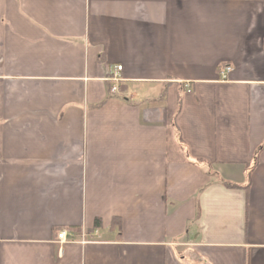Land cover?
<instances>
[{
  "label": "crops",
  "instance_id": "1",
  "mask_svg": "<svg viewBox=\"0 0 264 264\" xmlns=\"http://www.w3.org/2000/svg\"><path fill=\"white\" fill-rule=\"evenodd\" d=\"M0 264H264V0H0Z\"/></svg>",
  "mask_w": 264,
  "mask_h": 264
},
{
  "label": "built area",
  "instance_id": "2",
  "mask_svg": "<svg viewBox=\"0 0 264 264\" xmlns=\"http://www.w3.org/2000/svg\"><path fill=\"white\" fill-rule=\"evenodd\" d=\"M114 71H112L110 73V77H109V80L111 81L112 83V87H111V92H116L117 91V83L120 81L119 79V71L121 70V68L119 66L115 67L113 69ZM231 70L230 67H225L220 75H221V78L224 79L225 78V75L227 72H229ZM88 235L84 232H81V233H76L75 230H71V229H63V230H60L56 233V242L58 244H62V243H65V242H68V241H72L74 240L75 238L79 237L81 239H84L86 238Z\"/></svg>",
  "mask_w": 264,
  "mask_h": 264
},
{
  "label": "trees",
  "instance_id": "3",
  "mask_svg": "<svg viewBox=\"0 0 264 264\" xmlns=\"http://www.w3.org/2000/svg\"><path fill=\"white\" fill-rule=\"evenodd\" d=\"M96 226H98V222L96 221Z\"/></svg>",
  "mask_w": 264,
  "mask_h": 264
}]
</instances>
